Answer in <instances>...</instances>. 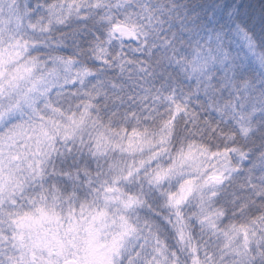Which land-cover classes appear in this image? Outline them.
<instances>
[{"label": "clouds", "instance_id": "obj_1", "mask_svg": "<svg viewBox=\"0 0 264 264\" xmlns=\"http://www.w3.org/2000/svg\"><path fill=\"white\" fill-rule=\"evenodd\" d=\"M0 264H264V0H0Z\"/></svg>", "mask_w": 264, "mask_h": 264}]
</instances>
